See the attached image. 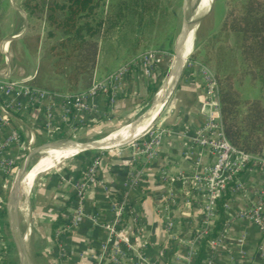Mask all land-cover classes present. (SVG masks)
Wrapping results in <instances>:
<instances>
[{
  "label": "crops",
  "instance_id": "crops-1",
  "mask_svg": "<svg viewBox=\"0 0 264 264\" xmlns=\"http://www.w3.org/2000/svg\"><path fill=\"white\" fill-rule=\"evenodd\" d=\"M9 4L12 6L11 0ZM13 9L19 13L23 28L19 33H6L0 44L1 55L8 60L7 65L4 64L7 69L10 68L11 55L5 46H10L11 43L20 45L21 37H13L21 34L26 25L22 15L25 12L16 7ZM6 38L10 40L5 42ZM163 58H160L153 76L147 77L142 68L136 66L124 78L122 91L113 97L111 103L97 96L91 101L89 111L73 117V124L70 122L61 126V131L67 136L84 135L87 139L100 137L98 140L114 135L127 126L129 130L123 135L133 130L141 131L125 143L108 149L85 150L83 152H95L84 156L80 155L83 152L78 153L67 159L73 160L65 165L62 164L66 160L59 166L57 164L40 173L29 191V195L31 191L32 193L27 198L19 226L16 224L15 208L10 220L8 218L5 191L9 185L11 191L19 169L26 167L32 155L44 151L47 145L58 142L44 125L43 109L38 105L28 106L24 96L16 98L17 111L10 115V122L25 149L13 145L0 154V158L10 155L15 159L12 171L0 174V195L4 198L2 207L5 206V216L0 218V264L6 245V239L2 236L6 234L3 230L5 225L16 250L18 251L15 240L21 248L22 264H29L28 260L23 262L25 241L48 264H112L110 261L117 254L125 256L119 264H146L147 261L153 264H183L191 255L194 260L200 239L211 229L215 215L210 224L204 227L205 196L201 189L194 188L193 174L211 165L215 155L208 150L200 151L191 138L202 122L214 114L215 109L204 93L199 71L192 67L183 71L175 88L168 95L165 104L167 100L168 102L162 113L160 110L151 120L146 119L148 111L154 109L150 103L141 113L135 114L148 103L147 88L156 80ZM32 61L30 72L13 78L25 80L28 84L36 73L38 63L37 59ZM122 64V57L107 64L100 62L94 69L92 78L101 79ZM170 72L171 70L162 81L157 100L161 98ZM53 106L55 116H58L62 110L61 99L55 98ZM161 129L164 134L154 156H134L136 151L131 144L146 140L150 131ZM8 132V128L0 129V140ZM98 140L76 143L91 144ZM29 141L32 145L27 147ZM91 163L96 166L92 182L87 181L85 175ZM131 165L137 166L140 171L138 185L135 187L127 183ZM11 177L13 179L10 182ZM239 179L250 193L261 183L260 174L255 167L245 169ZM80 185L83 186L84 213L96 216L101 223L111 219L103 188L112 199L126 200L115 235L109 236L106 230L92 225L86 219L75 227H69L70 215L77 201L75 189ZM231 198L230 208L224 213V235L209 242L207 256L212 258V264H264V259L257 252L261 237L259 231L253 223L236 217L237 211L245 209L252 197L235 194ZM20 223L24 226L23 238L19 236Z\"/></svg>",
  "mask_w": 264,
  "mask_h": 264
},
{
  "label": "trees",
  "instance_id": "trees-1",
  "mask_svg": "<svg viewBox=\"0 0 264 264\" xmlns=\"http://www.w3.org/2000/svg\"><path fill=\"white\" fill-rule=\"evenodd\" d=\"M171 4V0H20L27 28L19 42L24 56L38 60L28 85L73 95L89 88L102 52L106 60L122 57L127 63L142 52L141 42L159 39L155 51L170 49L174 35L162 36L160 30L172 14ZM155 28L158 34L153 33ZM218 31L232 37L233 44L215 46L211 41ZM202 49L189 59H199L213 71L224 137L237 150L264 157V0L226 1L222 21ZM167 66L148 85L147 102L167 75ZM244 80L254 85L253 95L243 96ZM61 129L53 131L55 140L66 137ZM228 198L227 191L215 200L211 229L201 237L193 264H204L209 242L224 235L223 204ZM4 216L5 206L0 210V218ZM1 264L12 261L3 256Z\"/></svg>",
  "mask_w": 264,
  "mask_h": 264
},
{
  "label": "built area",
  "instance_id": "built-area-1",
  "mask_svg": "<svg viewBox=\"0 0 264 264\" xmlns=\"http://www.w3.org/2000/svg\"><path fill=\"white\" fill-rule=\"evenodd\" d=\"M1 54H3L2 51ZM161 57L162 52L155 50L142 52L107 74L103 79L97 80L93 77L88 89L73 95L50 93L43 89L31 87L26 84L25 80L14 79L11 71L5 68L3 72H0V129L8 128L9 132L4 139L0 140V154L3 150L9 149L13 145H18V147L25 149L17 131L11 127L10 122V115L17 111L18 102L16 98L18 96H24L27 99L28 106L38 105L43 109L44 125L48 131L53 133L60 126L67 125L70 122L73 124V117L79 113L89 111L91 101L97 96L111 103L113 97L122 91L124 78L136 66L141 67L147 77L153 76ZM3 61L7 65L8 60L5 56ZM198 71L203 80L204 93L215 109L214 114L208 116L202 122L191 138V141L199 147L200 151L208 150L215 155L211 165L193 174L194 188L197 190L201 189L205 196V206L203 208L204 227L210 224L211 219L215 215V200L224 195L225 192H229V198L223 204L224 211L230 208V200L233 195L239 194L246 198L252 197L249 198L250 203L245 209L237 211L236 217L249 221L256 226L261 236L257 252L264 259V157L239 151L226 140L220 120L217 89L213 73L203 66H199ZM55 98L61 99L62 103V110L58 116H55L54 113L53 102ZM163 132V129L150 131L146 140L133 142L131 146L136 151L134 156L144 154L146 158L153 157L160 143L161 136L164 134ZM31 145L32 142L29 141L27 147ZM14 166L15 159L10 155L0 158V174H9ZM95 167V163H91L87 167L85 171L87 181L92 182L94 180ZM248 167L257 168L261 177L260 186L251 193L239 179L241 173ZM139 176L140 171L137 166L131 165L127 179L128 185L131 187L137 186ZM82 189V185L75 189L77 201L70 215L69 227H75L83 219H86L92 225L106 230L109 236L115 235L116 227L120 224L126 207V200L116 201L112 199L106 192L107 190L103 188L104 197L111 211V219L108 222L101 223L96 216L84 213ZM3 205L4 198L0 195V209ZM203 232H205L204 229ZM124 257L122 254H117L110 262L119 264ZM212 262V258L208 257L206 264H212ZM146 264L153 263L147 261ZM183 264H193V256H189Z\"/></svg>",
  "mask_w": 264,
  "mask_h": 264
},
{
  "label": "rangeland",
  "instance_id": "rangeland-1",
  "mask_svg": "<svg viewBox=\"0 0 264 264\" xmlns=\"http://www.w3.org/2000/svg\"><path fill=\"white\" fill-rule=\"evenodd\" d=\"M226 1L234 2V3H240L243 0H206V3L204 5L202 4L201 0H185L184 6L182 4L183 0H179L178 4H176V1L171 0V2H172V4H171L172 14L169 15L168 23L166 24V26L161 28L160 33L162 36H165L168 34H173L174 39H173V42H172L170 49L165 48V50L162 51V54H163L162 56L164 58H163V64L160 67L161 70L168 63L167 74L169 73L170 66H171L172 61L174 59V42H175L178 34L181 31V28L183 26L182 25L183 22H185V21L188 22L190 25L195 24L192 27V37H191V41L189 42L188 53H190L191 50H192L191 54L192 53H194V54L202 53V51H203L202 45L205 44L209 35H211L215 31H217L218 26L222 21ZM11 3H12V6L9 4V0H2V2L0 4V30H1V33L3 34L2 40L5 38L6 33H9V34L13 33V32L19 33L21 31V29L23 28V22H22V19H21L19 13L17 12V10L13 9V7L14 8L16 7L17 9H20V11H23L21 6H20V0H11ZM199 14H204V16L197 23H195L194 20ZM193 29H194V31H193ZM153 33L158 34V30L155 28L153 30ZM2 40H0V44H1ZM159 41H160L159 39H155L154 42H156V43H154L153 41H151L149 43L141 42L139 50L140 51L142 50V52H145L147 50H154L156 48L155 44L159 43ZM211 42H213V44L215 46L223 45L227 42H229V44H233L232 37L228 38L225 34H222L221 32L219 33V31L217 32V36L214 37ZM5 47L7 48V52L11 55V60L9 62L10 63L9 69L11 70V73H13V76L15 78L16 77L19 78V77L23 76L24 74H27L28 72L31 71L30 66H31V64H33V61H31L26 56H24V52L22 51L21 44L19 45L18 43H14L13 45H10V46L6 45ZM188 53L185 54V56L188 55ZM0 55H1V50H0ZM190 55L187 57L186 61L184 62L181 75L183 74V71H185L186 69L193 67V68H196L198 70L199 66H203L207 70H209V72L213 73L212 69L207 65L201 64L199 59H189ZM104 57H105V54L102 52L100 54L99 61L107 64L108 62L113 60L112 57H110L107 60ZM120 66H118V67H120ZM118 67H116V68H118ZM4 70H5L4 62H1L0 63V72H3ZM45 75L49 76V74H45ZM166 76L161 79V81H160L161 83L164 80V78H166ZM104 77H102L101 79H103ZM51 82L53 84H55L54 83L55 81L51 80ZM240 87H241V92H242L243 96L253 95L254 92L256 91L254 85L250 84L247 80H244L243 85H241ZM167 102H168V100H167ZM167 102L164 105V107L160 113H162V111L165 109ZM150 103L151 102L149 101L145 106L140 107L138 109V111L135 112V114L141 113L144 109H146L149 106ZM98 133L101 134V132H97V134ZM101 136H103V134ZM98 138H100V137H97L95 139H87V138H85L84 135L76 136V135L69 134V136L66 135V137L64 139L56 140V142L60 143V142H65L67 140H72L75 142H88V141H92V140H98ZM112 149H114V148H112ZM41 152L36 153L30 157V159H29V161L25 167V170H27L39 158V154ZM94 152L95 151H87V152H83L80 155L84 156V155H88V153H94ZM72 160L73 159L66 160L62 165H65L66 163H68L69 161H72ZM60 164L61 163H59L58 166ZM42 175H44V174H42ZM12 179H13V177L10 178V182ZM23 180L21 181V184H20L19 199L17 200L16 206H15L17 226H19V221L21 218V214L19 212V210L21 208L20 206L23 205V203H24V196L22 194ZM9 192H10V185L7 187V189L5 191V196H6L5 203L7 202ZM31 193H32V191H31ZM31 193H30L29 197L31 196ZM3 230L6 233L5 235L7 237L6 238V245H5V248L3 249L4 250L3 256L10 259L12 261V264H22L21 259H20V257H21L20 254L16 250L13 241L8 237L9 232H8L7 225H5L3 227ZM23 230H24V226L22 225V223H20V235H19L20 238L23 236ZM25 245H26V251L24 252L25 254H24V261L23 262H27V260H28L29 264H48L47 260H45L44 257H42L40 254H38L37 252H35L33 250V248L31 247V244H29L25 241ZM25 259H26V261H25Z\"/></svg>",
  "mask_w": 264,
  "mask_h": 264
},
{
  "label": "bare ground",
  "instance_id": "bare-ground-1",
  "mask_svg": "<svg viewBox=\"0 0 264 264\" xmlns=\"http://www.w3.org/2000/svg\"><path fill=\"white\" fill-rule=\"evenodd\" d=\"M202 3L205 4L206 0H203ZM194 25L195 24L190 25V28L188 29L187 28L183 29V31L181 32V34L179 35L177 39V49L182 55H185L188 53L189 42L191 41V37H192V27ZM169 81H170V76L168 77V80H166V82L164 83L162 95H164V91L166 87L168 86ZM162 95L161 97H163ZM155 113H156V109H151L150 111H148L147 114L145 113L146 119L151 120L153 116L155 115ZM127 130H129L128 126L120 129L114 135H110L109 137H107V139L102 140V142L100 143L104 144L106 142L111 141L112 139H116L120 137L121 135H123ZM92 145L94 144L92 143L91 144H88V143L78 144L76 142L70 141V142H63L60 144L59 143L54 144L50 147L45 148V150L39 154L38 162L33 167H30L29 169L25 170L23 176L21 177L19 181V186L16 191L15 206H16L17 200L19 199L20 184H21V181L24 179L23 188H22L23 189L22 194L24 196V203L23 205L20 206L21 207L20 210L18 209L20 214H22L23 210L26 207L27 198L29 196V191L32 187V184L40 173L48 171L52 169L53 167H55L57 164L61 163L62 161H65L69 158L74 157L78 153H81L85 150L90 149Z\"/></svg>",
  "mask_w": 264,
  "mask_h": 264
},
{
  "label": "water",
  "instance_id": "water-1",
  "mask_svg": "<svg viewBox=\"0 0 264 264\" xmlns=\"http://www.w3.org/2000/svg\"><path fill=\"white\" fill-rule=\"evenodd\" d=\"M203 0H201L202 2ZM183 6L185 5V0H183L182 2ZM203 4V3H202ZM25 21H26V25L24 27V30L21 34L13 37V38H20L24 35L25 31H26V28H27V16L22 13ZM204 16V14H199L196 18H195V23H197L202 17ZM182 28H181V31L180 33L178 34L175 42H174V59L172 61V64L170 66V81H169V84L168 86L166 87L165 91H164V95L163 97H161L159 100H157V94H158V91L162 85V83L160 84V86L158 87V89L156 90V93L154 94L153 96V99L151 101V107L153 106L154 109H156V113L154 116H156L160 110H162V108L164 107L165 105V101L168 97V95L171 93V91L175 88L179 78L181 77V73H182V69H183V65H184V62L186 61L187 57L191 54L192 50L190 53H188V55H182L179 50L177 49V39L179 37V35L181 34V32L183 31V29H188L190 28V24L188 22H183L182 24ZM190 30V29H189ZM10 38H6L4 41L7 42L9 41ZM169 70V71H170ZM150 124V123H149ZM141 130L138 129V130H133V131H129L128 133H126L125 135L123 136H120L116 139H112L111 141L109 142H106L104 144H101L100 142H102V140L104 139H107V137L105 138H102L98 141H95L94 145H92L90 147V149H108V148H111V147H114V146H117V145H120L122 143H125L126 141L134 138ZM71 140H67L65 142H70ZM60 143H63V142H60ZM59 143V144H60ZM55 144H58V143H55ZM54 144H50V145H47V147H50ZM38 162V159L32 164L31 167H33L36 163ZM25 170V167H21L15 177V180H14V183H13V186H12V189L10 191V194H9V197H8V201H7V214H8V218L10 220L13 212H14V208H15V198H16V191H17V188L19 186V181L23 175V172ZM16 242V247L19 251V254L21 255V248L19 247V244L17 242V240H15Z\"/></svg>",
  "mask_w": 264,
  "mask_h": 264
}]
</instances>
